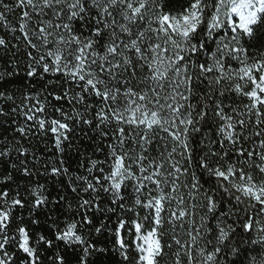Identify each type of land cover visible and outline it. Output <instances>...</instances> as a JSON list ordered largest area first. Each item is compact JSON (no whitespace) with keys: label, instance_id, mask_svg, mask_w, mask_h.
I'll return each mask as SVG.
<instances>
[{"label":"snow or ice","instance_id":"obj_1","mask_svg":"<svg viewBox=\"0 0 264 264\" xmlns=\"http://www.w3.org/2000/svg\"><path fill=\"white\" fill-rule=\"evenodd\" d=\"M0 264H264V0H0Z\"/></svg>","mask_w":264,"mask_h":264}]
</instances>
